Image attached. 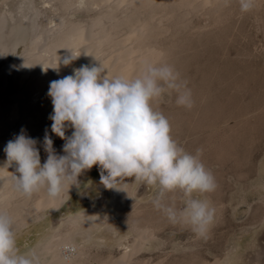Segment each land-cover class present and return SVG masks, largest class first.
<instances>
[{"label":"bare ground","instance_id":"1","mask_svg":"<svg viewBox=\"0 0 264 264\" xmlns=\"http://www.w3.org/2000/svg\"><path fill=\"white\" fill-rule=\"evenodd\" d=\"M227 1L229 0H61L59 3L61 10H71L76 5H84L87 9H91L94 4L101 6L102 10L100 9L97 15L91 16L92 18L85 24L58 19L54 27L49 28L41 25L36 18L33 19V15L38 17L43 11L31 0H0V55H2L0 56V167L6 161L4 148L7 142L18 135L22 128L26 130L28 136L40 142L38 148L41 163L46 160L47 155L40 145L45 130L48 129L50 132L52 123L49 116L53 112V106L47 95L51 81L72 75L74 68L90 63H100L110 77L134 78L145 62L159 65L162 61L163 52L154 47V43L150 44L158 33L165 29L167 32L169 29L167 24L164 28L154 22L153 15L159 8H164L173 18L178 16L179 13H176L182 9L184 11L181 13L184 14L189 13L190 9L194 11L203 7L206 9V6L211 10H217ZM119 12L122 13L120 17ZM172 18L171 20H174ZM17 22L26 23L32 30L31 38L29 37V40L27 38L23 43L25 49L20 56H17L19 46L16 37L22 32L20 27L23 25L20 26ZM121 27L129 30L128 35L124 34L127 37L123 39H119L117 33ZM116 33L118 38L115 36ZM70 52L79 57L71 65L65 67L61 64L58 71L54 70L58 67V56L63 58ZM13 65L19 70L12 68ZM22 65L25 67H21ZM10 81L12 91L9 92ZM70 134L71 130L66 133V135ZM52 139L55 150L58 154H62L64 141L55 135H52ZM12 172L14 168L0 169V210L14 218L17 233L31 223H40L46 216L52 219V222L47 221V224L37 230V236L43 237L33 248H30L39 252L42 264L84 262L135 264L134 256L138 252L153 250L161 243L154 233L157 228L154 223L134 219L125 225L119 215L126 206H129L128 203L147 197L154 185H148L144 181L136 182L134 178H129L126 180L128 183L126 192L107 190L99 180L91 182L94 174H99L98 167L94 166L79 177L80 188L74 187L69 193L70 197L66 196L56 201L42 191L33 195L31 199H26L14 190ZM260 172L263 173V179L259 175L263 180L260 184L263 188L260 198L264 202V161ZM87 183L88 187L82 191ZM90 187L93 190L98 188V193L90 194L88 191ZM75 194L85 208L71 215H68L67 211L62 216L54 217L57 211L64 207L68 208L71 197ZM205 198L211 203L207 196H204ZM218 214L216 209V219ZM263 222L264 212L254 221H250L249 229L234 239V244L221 260L204 264H239L240 262L264 264V230L248 250L239 253V241L245 234L252 233L260 227ZM47 228L49 229L47 233H43ZM32 242H37V239ZM114 248H120L117 255L106 252ZM148 264H163V261L158 260Z\"/></svg>","mask_w":264,"mask_h":264},{"label":"rangeland","instance_id":"2","mask_svg":"<svg viewBox=\"0 0 264 264\" xmlns=\"http://www.w3.org/2000/svg\"><path fill=\"white\" fill-rule=\"evenodd\" d=\"M60 1L31 0L43 11L38 17L33 15V19L49 28L54 27L58 19L85 24L102 10L97 4L91 9L76 5L69 11L61 10ZM256 4L260 7L255 6L249 12H241L239 0H229L217 10L206 6V9H190L184 14L182 9L176 11L180 15L173 17L175 21L164 8H159L153 15L158 26L165 28L167 24L169 29L158 33L150 44L154 43L153 46L163 52L160 64L173 66L188 81L194 99V106L189 109L178 105L176 94L169 92L154 106L170 121L173 138L180 146L192 154L202 149L201 159L212 172L218 187L209 194L193 195L199 199L207 196L219 214L207 235L197 236L189 226L170 223L162 211L154 208L152 201L159 192L158 186L154 185L147 197L128 203L129 206L119 213L125 225L139 219L157 227L154 233L160 245L138 252L134 256L135 264L158 260L163 264H204L221 260L234 239L249 229L250 221L263 215L260 167L264 161V0ZM20 26L22 32L16 37L19 42L17 56L25 49L23 43L32 36L29 25L21 22ZM119 29L116 31L119 39L126 38L129 30L126 27ZM8 90L12 91L11 81ZM99 179L100 173H95L90 181ZM84 186L82 191L88 183ZM88 191L93 194L99 189L90 187ZM186 199L182 193H169L167 203L182 209ZM83 208L75 194L68 208L57 211L54 217L67 211L71 215ZM47 221L52 222V219L46 216L40 223H31L17 233L20 250L33 248L42 239V235L37 236V230ZM263 230L264 222L252 233L245 234L239 241V253L248 250ZM34 239L37 242H32ZM120 248L106 252L117 255Z\"/></svg>","mask_w":264,"mask_h":264},{"label":"clouds","instance_id":"3","mask_svg":"<svg viewBox=\"0 0 264 264\" xmlns=\"http://www.w3.org/2000/svg\"><path fill=\"white\" fill-rule=\"evenodd\" d=\"M239 5L241 12H249L256 0H239ZM78 57L72 52L58 56L54 70L61 64L71 65ZM169 92L176 94L178 105L194 106L188 81L169 64L145 62L134 78L110 77L100 63L74 68L72 75L49 85L53 112L50 132L45 130L40 145L47 155L44 163L40 142L22 128L7 142L6 161L0 169L14 168L13 188L26 199L42 191L56 201L70 197L74 187L80 188L79 177L94 166L99 169V183L107 190L126 192L129 178L157 185L154 208L170 223L187 225L197 236H206L215 222L216 208L193 194L212 193L218 185L201 159L202 149L192 154L180 146L170 121L154 106ZM69 130L71 134L66 135ZM52 135L64 141L62 154L55 150ZM177 192L187 197L182 209L167 203L168 194ZM0 264H42L36 249L21 252L15 220L2 210Z\"/></svg>","mask_w":264,"mask_h":264}]
</instances>
